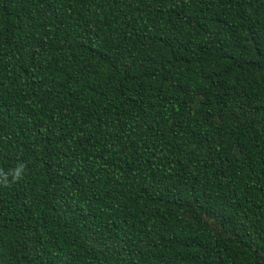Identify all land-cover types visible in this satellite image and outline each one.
<instances>
[{"label":"trees","instance_id":"16d2710c","mask_svg":"<svg viewBox=\"0 0 264 264\" xmlns=\"http://www.w3.org/2000/svg\"><path fill=\"white\" fill-rule=\"evenodd\" d=\"M0 264H264V0H0Z\"/></svg>","mask_w":264,"mask_h":264},{"label":"clouds","instance_id":"9594fccd","mask_svg":"<svg viewBox=\"0 0 264 264\" xmlns=\"http://www.w3.org/2000/svg\"><path fill=\"white\" fill-rule=\"evenodd\" d=\"M24 170H25V166L23 164H18L9 173H3L2 171H0V176L3 177V183L7 184L9 182L8 181L9 176H11L12 181H17L22 179Z\"/></svg>","mask_w":264,"mask_h":264}]
</instances>
